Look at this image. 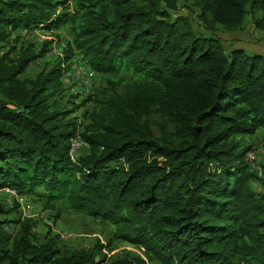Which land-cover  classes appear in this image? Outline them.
Returning a JSON list of instances; mask_svg holds the SVG:
<instances>
[{
	"label": "trees",
	"instance_id": "16d2710c",
	"mask_svg": "<svg viewBox=\"0 0 264 264\" xmlns=\"http://www.w3.org/2000/svg\"><path fill=\"white\" fill-rule=\"evenodd\" d=\"M180 1L0 0V48L20 30L65 27L61 64L117 79L66 109L60 65L20 78L49 44L2 52L0 192L109 223L145 256L108 260L98 241L62 253L30 220L0 219V264H264V193L250 185L264 187V167L259 178L246 160V138L264 129V55L216 36L247 18L264 32V0H184L204 31L176 15ZM88 102L82 122L73 114ZM75 136L86 147L76 158Z\"/></svg>",
	"mask_w": 264,
	"mask_h": 264
},
{
	"label": "rangeland",
	"instance_id": "374dc122",
	"mask_svg": "<svg viewBox=\"0 0 264 264\" xmlns=\"http://www.w3.org/2000/svg\"><path fill=\"white\" fill-rule=\"evenodd\" d=\"M68 1L72 2V0ZM71 6L69 5V7ZM176 15L189 18L196 29L204 31V26L198 25V10L184 0L179 2ZM17 33L20 34L18 43L12 41L9 46L0 48V54L8 51L12 45L24 48L32 44L34 51L40 52L44 45L49 44L48 47L50 50H48L45 56L30 63L20 78L33 80L39 72L48 71L60 65L62 67L61 81L64 83L63 85L67 95L58 94L55 96V99L61 103V106L66 107V109H72L74 107L72 103L81 105V99H77L75 97L76 95H88L93 91L94 87L96 88L95 92H97L98 89L106 85V81L109 78L115 81L117 80L116 77L96 75L79 61H74L69 67L65 66L64 63L61 64L64 56L63 51H65L70 39V33L65 27L50 31L39 28L29 33L20 30ZM12 36L16 37L15 34ZM216 36L221 39L226 50L242 48L248 54L264 55V32L254 29L250 18H247L243 26L234 32L225 31L218 27ZM16 52L11 55L12 58L17 57ZM76 59L79 60L80 58L77 57L74 60ZM82 66L91 75L95 76L93 87L88 75L82 73ZM91 109L92 103L88 102L77 110L73 116L79 117L78 119L82 122H86L87 114ZM246 141L253 149L252 152L247 154L246 158L249 164L248 171L256 174L260 178L263 175L262 168L264 167V129L258 130L251 137H247ZM70 143L72 144L73 150L74 144H76V155L86 152V147L79 144L76 136L70 139ZM73 157L76 158V156ZM250 185L257 193H264V187L258 181H252ZM37 193L41 192L37 191ZM0 210L8 211L6 214L0 215L1 220L21 222L30 220L32 232L37 237H55L57 246L62 253L89 249L98 241L104 245L103 253L107 255L108 260L127 254L145 259L144 252L139 248L126 242L112 239L114 226L109 223L102 224L98 220H92L83 214L73 212L61 202H56L49 208L46 201L41 197L36 195L17 196L14 190L4 189L0 192ZM109 241L111 242L109 243ZM149 264L156 263L149 262Z\"/></svg>",
	"mask_w": 264,
	"mask_h": 264
},
{
	"label": "built area",
	"instance_id": "2783aa9c",
	"mask_svg": "<svg viewBox=\"0 0 264 264\" xmlns=\"http://www.w3.org/2000/svg\"><path fill=\"white\" fill-rule=\"evenodd\" d=\"M82 73H85L88 75L89 79H90V83L92 85V87L94 86V79H95V76L94 75H91L89 71L85 70L82 66ZM72 156H77L76 155V144H74V150H72Z\"/></svg>",
	"mask_w": 264,
	"mask_h": 264
}]
</instances>
